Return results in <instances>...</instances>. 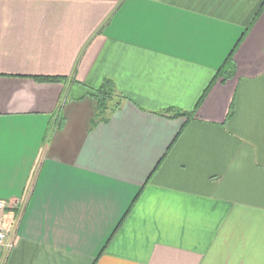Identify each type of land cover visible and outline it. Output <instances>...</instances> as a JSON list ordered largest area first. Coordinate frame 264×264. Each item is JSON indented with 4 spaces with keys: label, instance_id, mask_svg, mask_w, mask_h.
Segmentation results:
<instances>
[{
    "label": "crops",
    "instance_id": "crops-1",
    "mask_svg": "<svg viewBox=\"0 0 264 264\" xmlns=\"http://www.w3.org/2000/svg\"><path fill=\"white\" fill-rule=\"evenodd\" d=\"M0 200L2 264H264V0H0Z\"/></svg>",
    "mask_w": 264,
    "mask_h": 264
},
{
    "label": "trees",
    "instance_id": "trees-1",
    "mask_svg": "<svg viewBox=\"0 0 264 264\" xmlns=\"http://www.w3.org/2000/svg\"><path fill=\"white\" fill-rule=\"evenodd\" d=\"M236 46L237 45H235V47L226 57L222 65L219 67L214 79L220 78L221 81H225L226 79H228L233 75L234 64H233L232 56ZM38 80L43 82H60L61 80L64 79L46 77V78H40ZM88 95L96 103V114L91 121L92 127L95 126L96 123L104 121L105 119H107L109 114L119 109L121 102L124 100V98L121 97V95L117 92L113 82L110 80H104L99 87L95 89H91L88 92ZM171 116L172 117L185 116V114L174 111V113Z\"/></svg>",
    "mask_w": 264,
    "mask_h": 264
},
{
    "label": "built area",
    "instance_id": "built-area-1",
    "mask_svg": "<svg viewBox=\"0 0 264 264\" xmlns=\"http://www.w3.org/2000/svg\"><path fill=\"white\" fill-rule=\"evenodd\" d=\"M17 201L0 200V264L13 247V238L15 227L19 216L15 212Z\"/></svg>",
    "mask_w": 264,
    "mask_h": 264
},
{
    "label": "rangeland",
    "instance_id": "rangeland-1",
    "mask_svg": "<svg viewBox=\"0 0 264 264\" xmlns=\"http://www.w3.org/2000/svg\"><path fill=\"white\" fill-rule=\"evenodd\" d=\"M12 237V236H11Z\"/></svg>",
    "mask_w": 264,
    "mask_h": 264
}]
</instances>
